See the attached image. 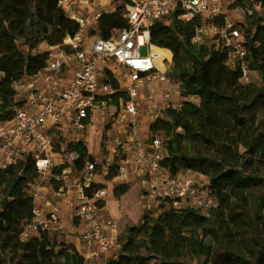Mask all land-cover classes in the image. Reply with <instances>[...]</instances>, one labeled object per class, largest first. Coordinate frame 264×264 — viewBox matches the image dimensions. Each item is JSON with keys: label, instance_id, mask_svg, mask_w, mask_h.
<instances>
[{"label": "trees", "instance_id": "1", "mask_svg": "<svg viewBox=\"0 0 264 264\" xmlns=\"http://www.w3.org/2000/svg\"><path fill=\"white\" fill-rule=\"evenodd\" d=\"M59 1L0 0V122L13 120L20 107L14 83L45 66L48 52H37L38 47L60 45L79 30ZM246 4L238 1L230 8ZM123 9L103 12L97 31L102 39L126 27ZM179 13L155 23L150 36L156 48L172 53L170 75L180 85L182 106L152 123L150 134L163 140L162 164L170 173L191 170L206 176L218 206L203 213L162 201L158 215L145 212L139 225L126 228L121 252L108 264H195L201 259L205 264H264V24L249 16L237 25L245 34L249 69L260 76L258 84H244L240 65H227L225 49L192 43L202 20L184 22ZM213 22L222 25L224 19ZM68 149L80 155L76 169H81L86 147L79 142ZM114 176L116 171L108 179ZM39 177L30 156L0 169V264H83L74 247L48 234L20 240L32 219L30 188ZM50 184L58 190L55 181ZM129 190L118 185L114 194L121 197Z\"/></svg>", "mask_w": 264, "mask_h": 264}, {"label": "built area", "instance_id": "2", "mask_svg": "<svg viewBox=\"0 0 264 264\" xmlns=\"http://www.w3.org/2000/svg\"><path fill=\"white\" fill-rule=\"evenodd\" d=\"M238 1L243 0H129L123 2L126 27L115 30L109 40L102 39L97 31L103 12L116 9L114 0L59 1L79 30L60 45L47 47V62L35 76L14 83L20 107L13 120L0 122V169L30 156L40 174L30 188L34 207L32 219L20 234L22 242L43 234L55 238L65 230L60 204L45 190L51 180L59 185L56 194L68 200L78 222L74 229L82 242L79 254L83 264H108L122 249L121 221L102 214L108 184L124 185L133 176L141 177V201L144 210L153 215L160 213L164 200L203 213L218 206L206 176L191 170L170 173L162 164L163 140L152 136L150 129V137L146 136L144 110L150 114L152 124L169 109L182 106L180 85L170 75L172 53L156 48L150 31L155 23L168 22L177 10L178 19L184 22L202 20L194 28L192 43H211L225 49L227 65L239 64L241 82L250 83L253 71L246 59L245 34L223 12L225 5L233 6ZM92 2L99 7L88 17L81 14L80 10ZM234 10H245L248 17L256 16L264 24V4L251 0L245 8ZM215 19H224V24L214 23ZM142 48H147L145 54ZM2 77L0 73V80ZM159 83L165 86L161 100H157L153 88L141 95L144 87ZM99 119L112 134L95 151L93 136ZM79 142L87 154L83 167L76 169L81 157L68 149V144ZM113 171L116 176L109 180Z\"/></svg>", "mask_w": 264, "mask_h": 264}, {"label": "rangeland", "instance_id": "3", "mask_svg": "<svg viewBox=\"0 0 264 264\" xmlns=\"http://www.w3.org/2000/svg\"><path fill=\"white\" fill-rule=\"evenodd\" d=\"M244 1L248 2V4H249L251 0H244ZM123 2L126 3L125 0H114V5H116L117 7L123 6ZM244 11L245 10L235 11L234 9H231L230 6H228V5H225L223 8V12L225 13L226 17L229 19V21H231L235 25L246 23L248 16L245 14ZM86 13H89V12L84 13L85 16L88 17ZM90 44L92 45L93 42L91 41ZM47 47H48V45L46 43H43L42 45H40L38 47L37 52H45ZM141 52H142V54H145L147 52V48H142ZM100 79H102L101 76H100ZM251 81L253 83H257V84L260 82V76H259L258 72L253 71V73L251 75ZM95 127H97V123H95ZM99 127H101V126H99ZM108 130H109V126H106V129L103 132V139H106V137H107L106 132ZM130 185H131L130 190L123 199L122 208H124L126 213H127V219L129 221L130 225H132V226L136 225L137 226L141 223L142 216L146 211L144 210L145 208H144L142 202H140L141 201L140 200L141 194L139 192V189H140L139 182L138 183L137 182L130 183L129 186ZM106 189H107V198H106L105 202H107V208H105V210H104L105 212H104L103 217L117 219V217L119 216V212H120L119 209L121 208L120 199L115 196L114 186L112 184L106 185ZM60 209H61V205H60ZM71 209H72V207H71ZM60 217H61L60 218L61 223H63V224L66 222H69V223L74 222L73 209L71 210L70 213L67 210L62 211V209H61ZM122 236H125V234L123 233ZM55 238H57V237H55ZM58 239L60 240L61 238H58ZM194 263L195 264H205L204 259H201L200 261L195 260ZM207 264H211V263H207Z\"/></svg>", "mask_w": 264, "mask_h": 264}, {"label": "crops", "instance_id": "4", "mask_svg": "<svg viewBox=\"0 0 264 264\" xmlns=\"http://www.w3.org/2000/svg\"><path fill=\"white\" fill-rule=\"evenodd\" d=\"M98 7H99V5L97 2H92L90 7H86V8L81 9L80 13L81 14H84L85 12L90 13L93 10L97 9ZM106 8L109 11L112 10V7H106ZM86 14H88V13H86ZM177 84H179V83H177ZM152 88L155 91V96H156L157 100H161L163 92L165 90V86L163 83L156 84L154 87L151 85L144 87L141 91V95L144 96V95L149 94L152 91ZM174 98L177 101L181 100L180 97H178V96H174ZM140 104H142V102ZM143 122H144L145 130H147L146 136L150 137L148 131L150 129V124L152 122V119L150 118V114L148 112H146L145 110L143 111ZM99 126H101V127H99ZM105 129H106V126L104 125L103 121L101 119H99L97 122V127L95 128L94 136H93V145H94L95 151H98L99 148L102 146L103 142L108 138V135L112 134V132L107 131L106 132L107 137H106V139H103V132ZM135 182H137V183L139 182V184H140L139 185L140 186L139 192L141 194V191H142V178L141 177L133 176L131 178L130 182L127 183V185L129 186L130 183H135ZM115 185L118 186V184H114L113 186L116 187ZM46 186H47L45 189L46 192L51 197L55 198L58 201V203L61 205L62 211L67 210L70 213L72 209H71L70 204H68V200L66 198L59 197L56 194L55 189L52 187V185L47 184ZM129 187H131V185ZM126 194L124 196L118 197L120 199L121 208L119 209L120 212H119V216L117 217V219H119L121 221L122 234L123 233L125 234L127 227L132 226V225H130V223L127 219V213H126L125 209L122 208L123 199L126 196ZM140 202H142V201H140ZM105 208H107V202L104 201V203H102V214L103 215L105 212L104 211ZM75 225H78V222L75 220L72 223H69V222L64 223L63 226H65V230L62 233L56 234V237H57L56 239L59 240L58 238H61L59 241L65 242L67 245L74 247L78 252H81L82 242L80 240L79 234L74 229Z\"/></svg>", "mask_w": 264, "mask_h": 264}]
</instances>
